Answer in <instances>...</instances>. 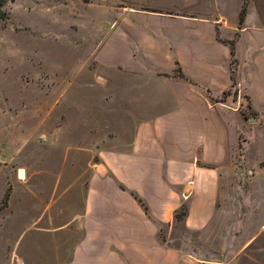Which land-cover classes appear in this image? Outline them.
<instances>
[{
	"label": "crops",
	"instance_id": "obj_1",
	"mask_svg": "<svg viewBox=\"0 0 264 264\" xmlns=\"http://www.w3.org/2000/svg\"><path fill=\"white\" fill-rule=\"evenodd\" d=\"M180 1V12L124 16L104 34L99 28L106 23L90 30L98 67L120 74L125 67L127 83L112 86L113 77L104 74L102 87L111 103L115 90L125 94L113 103L132 106L137 125L128 152L103 151L92 165L84 208L73 221L83 239L71 249L59 244L58 251L66 250L46 264H179L180 252L162 239L157 223L169 233L186 204L185 227L210 224L219 209L221 170L233 165L241 135L262 131L264 160V0ZM178 67L185 78L175 76ZM260 171L264 181V163ZM33 247L19 255L10 253L13 244H0V264H29Z\"/></svg>",
	"mask_w": 264,
	"mask_h": 264
},
{
	"label": "rangeland",
	"instance_id": "obj_2",
	"mask_svg": "<svg viewBox=\"0 0 264 264\" xmlns=\"http://www.w3.org/2000/svg\"><path fill=\"white\" fill-rule=\"evenodd\" d=\"M180 2L0 0V244H13L10 253L22 255L33 244L29 264H46L80 243L83 232L75 233L73 221L84 208L92 165L103 151L130 150L133 108L113 103L124 99L118 90L109 102L102 87L104 74L112 86L127 83L125 67L121 74L98 67L90 30L106 23L104 34L124 16L180 12ZM262 140L260 130L241 135L233 165L221 170L218 213L206 228L175 220L168 233L157 223L162 239L180 252L179 264H264ZM37 244H44L41 251ZM59 244L67 248L58 251Z\"/></svg>",
	"mask_w": 264,
	"mask_h": 264
},
{
	"label": "trees",
	"instance_id": "obj_3",
	"mask_svg": "<svg viewBox=\"0 0 264 264\" xmlns=\"http://www.w3.org/2000/svg\"><path fill=\"white\" fill-rule=\"evenodd\" d=\"M246 12H247V2L245 3L242 11H241V14H240V23L242 24L245 20V16H246ZM234 41H231L229 42V44L231 45V48H232V55L234 56ZM234 63V61H233ZM175 76L176 77H181V78H185V75L182 73L181 71V68L178 67L175 71ZM233 85H235V78L233 76ZM227 95H230V92H225L224 93V97L223 99L227 96ZM121 188L123 190H125V188L123 186H121ZM133 196L139 201V203H141V205L143 206L146 214L148 215L149 214V208L145 205V203L143 202V200L141 198H139L138 195L134 194L133 193ZM4 206H6L5 202H4ZM188 216V206L186 204H183L181 206V208L175 213V220L178 221V220H185L186 217Z\"/></svg>",
	"mask_w": 264,
	"mask_h": 264
}]
</instances>
